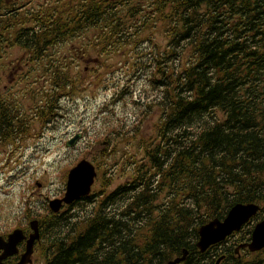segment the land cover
Instances as JSON below:
<instances>
[{
  "label": "trees",
  "instance_id": "16d2710c",
  "mask_svg": "<svg viewBox=\"0 0 264 264\" xmlns=\"http://www.w3.org/2000/svg\"><path fill=\"white\" fill-rule=\"evenodd\" d=\"M4 33L32 61L77 36L78 51L101 64L131 34L153 41L139 64L159 95L136 103L138 122L120 133L135 144L122 158L124 182L81 198L92 203L81 215L37 218L43 264H162L183 249L184 264H210L198 228L235 203H264V0H56L13 8L0 18ZM52 67L54 89L78 90ZM31 120L0 95V141L29 136Z\"/></svg>",
  "mask_w": 264,
  "mask_h": 264
},
{
  "label": "rangeland",
  "instance_id": "374dc122",
  "mask_svg": "<svg viewBox=\"0 0 264 264\" xmlns=\"http://www.w3.org/2000/svg\"><path fill=\"white\" fill-rule=\"evenodd\" d=\"M146 9L141 8L138 18L147 14ZM8 36H0V95L32 120L29 136L0 141V233L4 235L16 227L24 229L30 219L50 216L48 200L63 196L67 172L80 159H88L97 168L92 193L102 194L123 183L122 158L127 151L129 155L134 152L135 144L126 146L120 133L138 122L140 106L136 103L159 95V89L148 80V68L139 64L147 60L153 44L145 41L146 35L135 44L136 36L131 34V43L104 55L101 61L105 64L78 51L79 36L53 45L35 61ZM152 37L163 44L161 34L154 32ZM51 62L76 80L78 90L54 89L52 74L56 67L47 71ZM45 97L49 99L45 111L37 114ZM156 118L146 121L149 123L141 130L146 132L144 129H149ZM77 133L80 137L76 144L67 147L66 141ZM104 179H111L110 186H103ZM91 204L81 201L64 205L60 211L71 219L90 209ZM33 253L36 263L43 264L35 246Z\"/></svg>",
  "mask_w": 264,
  "mask_h": 264
},
{
  "label": "water",
  "instance_id": "95a60500",
  "mask_svg": "<svg viewBox=\"0 0 264 264\" xmlns=\"http://www.w3.org/2000/svg\"><path fill=\"white\" fill-rule=\"evenodd\" d=\"M80 135L77 133L66 141L67 147L76 144ZM97 177L95 165L86 158L80 159L72 166L66 176L65 191L61 198L48 200L49 209L58 213L64 204H71L82 197L88 196L94 179ZM260 209V205L250 203H235L230 207L223 219L214 218L202 224L198 228V240L196 247L203 253L206 249L220 241L240 227ZM31 232L25 234L21 228H14L4 238L0 235V264H7L3 260L7 257L18 254V246L25 242L24 251L20 253L19 260L12 264H33L31 255L34 244L40 238L38 220L29 221ZM250 251L264 248V218L258 221L252 230L250 242L246 244ZM188 251L183 249L179 256L169 259L162 264H180L186 259ZM223 256L216 259L215 264H219Z\"/></svg>",
  "mask_w": 264,
  "mask_h": 264
},
{
  "label": "flooded vegetation",
  "instance_id": "af4514ba",
  "mask_svg": "<svg viewBox=\"0 0 264 264\" xmlns=\"http://www.w3.org/2000/svg\"><path fill=\"white\" fill-rule=\"evenodd\" d=\"M108 1L114 2L119 6L121 4V0H108ZM54 2H56V0H53L51 2H48V0H27V1L0 0V7H1L0 18H5L6 16H9L11 14V10H13V8L15 7L18 9H22V8L37 9L42 4H46V3L52 4ZM72 18L73 19L77 18V16ZM81 201L82 200H79L77 202H81ZM259 205L261 206V208L258 213H261L262 209L264 208V203H261ZM257 215L250 217L240 227L239 230L233 231L231 234L226 236L222 241L208 247V249L206 250V256L209 257L210 260H212L211 263L209 262L210 264H214L216 262V259L219 258L220 256H223V258L221 259L219 264H221L222 261L227 257L230 258L228 264H264V248L255 251H250L248 246L246 245L250 242L251 233L254 228V225L258 220L264 218L263 217L259 219ZM23 227L24 229L22 227L21 228L24 231H26V235L29 234L30 229L28 230L25 225H23ZM7 234L8 233L4 235L0 233V235H2L3 237H6ZM24 248L25 245L24 242H22L21 244H19V253L14 256L7 257L3 261L6 262L7 264H12L17 262L20 257L19 255L21 252L24 251ZM33 255L34 253L32 254V263L38 264L36 263ZM181 264H184V262H182Z\"/></svg>",
  "mask_w": 264,
  "mask_h": 264
}]
</instances>
